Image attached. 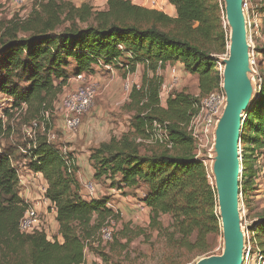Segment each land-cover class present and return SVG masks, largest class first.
Returning a JSON list of instances; mask_svg holds the SVG:
<instances>
[{"label": "trees", "instance_id": "1", "mask_svg": "<svg viewBox=\"0 0 264 264\" xmlns=\"http://www.w3.org/2000/svg\"><path fill=\"white\" fill-rule=\"evenodd\" d=\"M167 2L175 9L174 18L126 0H108L105 11H93L88 3L77 7L69 1L36 0L26 19L0 23V94L15 107L25 105L26 114L35 120L52 107L69 78L92 74L94 66L134 72L143 64L152 73L129 95L125 107L132 112L130 131L101 142L88 156L94 181L110 180L117 189H145L140 202L149 210L147 228L134 232L125 224L114 236L115 230L111 242H103L101 230L109 218L118 223V212L108 208V196L82 197L74 159L42 133L31 140L26 169L46 182L45 198L55 211L61 242L48 240L44 232H19L29 204L19 194L11 154L2 152L0 264H85L88 245L96 249L101 264H107L109 255L128 247L133 234L153 230L163 234L166 248L172 249L163 260H177L182 253L194 257L210 253L212 242L221 235L217 197L205 163L193 155L194 140L186 128L199 98L220 87L218 58L226 54L228 28L223 4L217 0ZM172 63L198 77L199 96L172 92L163 107L158 99L162 82L155 72ZM259 85L240 136L244 170L264 149V80ZM154 122L166 124L171 150L158 145L141 149L136 141L146 137ZM241 178V194L248 203L253 188L244 189L251 183L244 174ZM165 215L170 217L166 228L160 220ZM250 229L264 254V210Z\"/></svg>", "mask_w": 264, "mask_h": 264}, {"label": "rangeland", "instance_id": "2", "mask_svg": "<svg viewBox=\"0 0 264 264\" xmlns=\"http://www.w3.org/2000/svg\"><path fill=\"white\" fill-rule=\"evenodd\" d=\"M35 1L36 0H28L22 5H16L12 0H0V23L11 20L26 19L31 13ZM58 1H69L77 7L83 3H88L93 8V11H105L107 9L108 2V0ZM131 1L133 5H139L137 0ZM217 1L219 4L223 3L222 0ZM248 2L254 11L262 10L261 8L264 4V0H248ZM157 3L159 4V6L156 7L157 9L151 8L150 2L148 0H143L141 4L144 6L142 8L162 12L171 18L176 16L173 6H169V4L163 2V0H157ZM254 43L255 47L260 50L255 51V53L263 52L261 50L264 48V27L261 37L254 39ZM225 58L226 54H223L219 57L218 72L220 75H222L223 72L220 59ZM258 58L259 57L256 56L257 60ZM173 67L177 72L178 84L172 89V91L177 92L183 90L193 96H199L196 84V76H189L190 74L188 75V73L185 74L183 72L178 74V68L176 66L169 67V70L166 66L157 69L155 74L158 78H161V85H168L173 82V79L170 75V69ZM93 74L96 75V78L92 77ZM89 75H92V79H95L94 82L97 83V96L94 101V106L89 112L82 116L81 126L74 132H68L64 130L62 117L58 113L54 112L51 107L48 110L50 112V125L46 128V134L48 133L53 135L54 137L50 139L52 144H54L60 150L65 151L71 156V158L74 159L76 164L75 166L77 167L75 177L78 181L82 197L85 196V183L92 182L98 185V192L94 197L105 195L108 196L110 200L108 205H115L116 203L120 204L119 209H117L118 226L114 236L123 228L125 224H127L131 230H134V232L136 231V228L146 229L149 222V210L148 208L145 209L137 207V204L140 202V200L137 197L135 189L118 193L117 195H110L107 190L109 188L118 190L117 187H112L113 183H111L110 180L103 182L94 181L91 175V171L93 172V169L90 162H87V158L89 156L90 150L97 147L101 142L108 141L111 137L119 138L123 134H126L130 131L129 120L132 112L125 107L129 102V95L134 87H138L141 84V81L145 80L146 78H150L152 73L148 69L145 71L139 69L138 72H127L124 68H112L110 71L104 68L98 69L97 66H94L92 74ZM72 90L73 89L70 86H66L54 103L60 102L63 97L72 92ZM0 96H2V94H0ZM26 113L25 105L15 107L12 105V100L10 98L4 96L0 98V122H2L0 123V153L8 152L11 154L13 159L12 163L16 167L18 174L23 178H25L24 175L26 173L25 171L29 160L28 149L33 144L31 140L37 137V135H42L40 129H35L36 131L33 138H30L25 134V129H27L35 121V119ZM148 135L149 134L147 133L146 137L138 138L142 140V142H140L142 146L141 149L149 150L156 145L162 146L158 143H148ZM239 149L241 157V145ZM81 153H84L82 162L81 159L77 157V155ZM77 161L80 165H78ZM204 163L207 167L210 185L213 188L214 178L209 171V159L207 158ZM241 168L243 169V171L241 170V175L244 174L246 176L250 174V176H252L251 180L253 181V176L258 171V169L264 168V149L258 150L254 156L249 159V163L245 170L242 167V164ZM253 184L254 182L252 183V186ZM252 188V195L257 200L253 199L247 203L242 197L243 209L245 212H241V223L243 228H245V231L248 232L250 238L256 240L252 251L254 252L259 250L261 252V249L258 246L257 238L255 237L256 234L251 231L250 227L256 221L257 216L262 212V210H264V202H262L261 198L256 197L258 195L254 193L255 187L253 186ZM21 192L22 187L19 186L20 195ZM121 199L123 200L121 201ZM47 216L48 218L44 219L42 230L49 240H57L56 231L53 229L54 221L49 208ZM160 220L163 227L166 228L170 225V217L168 215L162 216ZM124 242L125 239H122L121 243L123 244ZM109 245L104 247L99 246L98 249L103 250ZM95 250L96 249L94 247L90 245L87 246V250L85 252V264H91L93 262L101 264V261L97 258ZM171 250L172 249L166 248L163 234L156 230H153L152 232L147 231L139 235L133 234L132 240L128 247L124 250L119 249L118 252H114L112 255H109L110 258L108 260L110 261H108L107 264H170V262L196 264L202 258L209 256H219L223 251V238L222 235L217 236L212 242V249L210 253L200 257H194L191 254L182 253L177 260H163L167 254L172 253ZM256 253L258 252L253 253V259L250 260V262L252 264H262V261L255 257ZM250 256H252V254Z\"/></svg>", "mask_w": 264, "mask_h": 264}, {"label": "water", "instance_id": "3", "mask_svg": "<svg viewBox=\"0 0 264 264\" xmlns=\"http://www.w3.org/2000/svg\"><path fill=\"white\" fill-rule=\"evenodd\" d=\"M224 21L228 28L225 59L221 60V88L225 104L217 118L208 159L214 178L220 219L223 251L219 256L200 259L196 264H243L246 231L242 226L240 205L241 157L240 136L246 116L252 107L258 85L251 64L244 0H222ZM219 60V58H218Z\"/></svg>", "mask_w": 264, "mask_h": 264}, {"label": "built area", "instance_id": "4", "mask_svg": "<svg viewBox=\"0 0 264 264\" xmlns=\"http://www.w3.org/2000/svg\"><path fill=\"white\" fill-rule=\"evenodd\" d=\"M16 5H22L26 3L28 0H12ZM139 7H144L141 3L143 0H137ZM150 2V6L153 9H157L159 6L157 0H148ZM243 9L245 11L246 16V26L248 33V41L251 46V64L253 66L256 75L254 79L258 85V91L260 89V83L263 79L260 77L259 68L264 67V53H255L256 47L254 43V39L261 36L263 27H264V7L260 11H254L251 7L248 0H244ZM223 23L225 21L223 19ZM254 38V39H253ZM256 54V55H255ZM258 56V60L256 59ZM98 67L104 68L106 70H112V67L109 65L99 64ZM170 75L173 79L168 85H163L160 87V91L158 94V99L160 104L166 103L168 96L173 92L172 89L178 84L177 80V72L174 68L170 69ZM73 80L77 82V87L75 90L70 92L68 95L63 97L60 102H55L52 105V110L58 113L62 117L63 121V129L68 132H74L81 126V118L84 114L90 111V109L94 106V101L97 96V83L94 82L92 77L89 74H79L73 77ZM225 104V94L220 87L213 90L199 98V102L196 106V112L192 116L189 124L187 125V132L194 140V150L193 155L196 159L202 160L203 162L208 158V151L212 145L213 139V130L217 121V118L221 115L223 111V107ZM50 112L45 110L41 114V118L35 120L27 129H25V134L28 137H32L35 135V131L40 129L42 133L46 134V128L49 124ZM246 116L243 115V119ZM2 123V122H0ZM36 129V130H35ZM147 136V142L150 144L158 143L165 147L168 150H171L173 144L169 138V134L167 132L166 124H159L154 122L152 124V128ZM47 139L50 141L54 136L50 134H46ZM138 143L142 142V140L137 139ZM69 163V162H68ZM18 174V171H17ZM28 174L32 175L34 178H38L41 176L39 173H34L28 170ZM19 182H21V176L18 174ZM242 178L240 179L241 186ZM253 186L255 187L254 193H256V197L261 198L262 202H264V168H259L258 171L253 176ZM47 185L46 183L40 186V193L42 195V200L45 203H48L51 206L50 202L45 198V191ZM85 197L90 199L95 196L98 192V185L92 182H87L84 185ZM240 205L241 212L244 213L243 203H242V194L240 190ZM138 208H146V206L139 202L137 204ZM44 223L43 216L39 213V211L32 206L27 207L24 212L20 222H19V232L22 234H33L36 232H43L42 227ZM118 223L109 218L104 227L101 230V239L103 242H111L112 234L117 229ZM255 244V240L251 239L248 232L246 231V248L244 252V262L243 264H252L250 260L253 259V253H256L255 257L262 261L264 264V254H262L259 250L252 251V248ZM252 254V256H250Z\"/></svg>", "mask_w": 264, "mask_h": 264}, {"label": "crops", "instance_id": "5", "mask_svg": "<svg viewBox=\"0 0 264 264\" xmlns=\"http://www.w3.org/2000/svg\"><path fill=\"white\" fill-rule=\"evenodd\" d=\"M132 3L131 0H128ZM163 2H167V0H163ZM133 4V3H132ZM170 6V5H169ZM261 37V36H260ZM168 70H169V67L171 66H176L178 68V74H180L181 72L187 74L184 70H183V67L180 63H172V64H166L165 65ZM98 69H101V67H98ZM174 68V67H173ZM139 69L141 70H147L146 67L143 65V64H137L136 67H135V70L134 72H138ZM94 70V69H93ZM259 74H260V77L264 80V67H260L259 68ZM189 75V74H188ZM92 76V75H91ZM96 75L93 74V78H96L95 77ZM152 76V75H151ZM191 76V75H189ZM196 76V75H195ZM95 80V79H94ZM142 83V81H141ZM196 84H197V88H198V77L196 76ZM77 82L73 80V77L72 78H69L67 81H66V84L64 85L63 87V90L66 88V86H70L73 90L76 89L77 87ZM141 85V84H140ZM139 85V86H140ZM138 86V87H139ZM162 86V85H161ZM72 90V91H73ZM199 93V92H198ZM4 97H7L9 98L8 96H5V95H2ZM0 96V98L2 97ZM162 106L164 107L165 106V103L162 104ZM106 142V141H104ZM77 157H79L81 159V162H82V158L84 157V153L82 154H78ZM88 159V158H87ZM80 162V163H81ZM89 162V160L87 161ZM78 165L79 162L77 161ZM25 175L23 177H21V182H19V186L22 187V192H21V196L23 197L24 201L29 204V206H32V207H35L39 213L43 216L44 219H47L48 216H47V213H48V208L50 209V212H51V216L53 218V221H54V224H53V229L56 231V235H57V240L58 242H61V238L60 236L58 235V225L55 221V211L53 209L52 206H49L48 203H45L43 202L42 200V195L40 193V186L44 183H46L43 179L42 176H38V178H34L32 175L28 174V170L26 169L25 171ZM92 171H91V175H92ZM249 176L250 174L246 175L245 176V180H250L249 179ZM253 183V181L250 180V183ZM252 183L251 185H244V189H250V187L252 188ZM241 188V186H240ZM129 190H132V189H128V188H122V189H118V190H115L114 188H109L107 191L109 192L110 195H117L118 193H123V192H126V191H129ZM135 192L137 194V197L138 199L140 200L143 196H144V193H145V189L144 188H139V189H135ZM253 193L251 192L250 193V197L247 199L248 201H251V200H257L256 198L253 197L252 195ZM105 196V195H103ZM103 196H98V197H103ZM107 197V196H106ZM83 198L87 199L85 196H83ZM88 200V199H87ZM123 199H121L122 201ZM109 204V203H108ZM119 203H116L115 205H107L108 208H110L114 213H117V209H119ZM147 209V208H145ZM148 211V210H147ZM48 239V237H47ZM49 240V239H48Z\"/></svg>", "mask_w": 264, "mask_h": 264}]
</instances>
